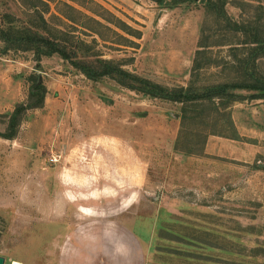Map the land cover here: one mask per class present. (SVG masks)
I'll list each match as a JSON object with an SVG mask.
<instances>
[{"label": "rangeland", "instance_id": "1", "mask_svg": "<svg viewBox=\"0 0 264 264\" xmlns=\"http://www.w3.org/2000/svg\"><path fill=\"white\" fill-rule=\"evenodd\" d=\"M43 1L47 22L71 29L66 0ZM93 1L107 19L68 1L101 22L73 30L76 40L144 78L188 86L202 43L220 65L202 69L199 83L245 69L264 78V56L249 59L248 35L217 21L209 0ZM225 1L231 22L264 33V0ZM26 4L0 0V28L30 26L37 16ZM32 74L48 89L44 106L27 111L15 139L0 136L5 264H264L263 147L247 157V145L210 135L204 155L179 153L181 104L93 81L58 54L38 63L2 40L0 133L27 101Z\"/></svg>", "mask_w": 264, "mask_h": 264}, {"label": "trees", "instance_id": "2", "mask_svg": "<svg viewBox=\"0 0 264 264\" xmlns=\"http://www.w3.org/2000/svg\"><path fill=\"white\" fill-rule=\"evenodd\" d=\"M27 1L28 4L26 5L34 9L32 18L37 16L36 20L32 21L30 26L24 27H18L10 21L7 26L0 28V40L15 49L34 51L38 63H41L44 56L58 54L93 81L110 78L119 85L144 96L181 104L182 130H180L175 146L176 151L179 153L204 155V147L210 135L240 139L229 109L236 102L264 98V78L250 69L244 70L243 79V75H241V79L233 77L218 82L199 83V73L202 69L220 65L211 56H207L208 50L206 48L210 47V44H200V49L194 60L192 79L188 86H164L125 69V63L123 62L103 58L85 40H76L73 30L79 31L80 26L96 32L93 26L85 22L88 20L99 25L101 22L97 18L75 8L68 1H72L94 14L106 18L107 16L99 8L92 9L88 6L89 3H94L93 0H66L61 2L60 13L71 22L68 25V28L71 29L66 30L47 22L44 14L50 12L49 9H51L47 2L43 0ZM39 3L44 4L47 8H43L42 11L39 10ZM225 3V0H219L218 2L209 0L208 7L215 11L214 16L217 21H229L226 27L235 32L244 31L248 35V40L243 43L253 45V53L249 59L255 61L258 57L264 56V33L261 31L260 26L256 25L254 29L251 25L244 26L231 22L226 14ZM74 14H78L81 18H76ZM243 63L244 65L248 64L244 61ZM29 81L30 90L27 101L16 106L9 115L6 131L0 133V136L5 139H15L17 137L20 125L28 110L44 106L48 93L46 84L38 74H32ZM239 91L254 92L244 94ZM225 128L229 130L230 134L232 132V135H227L228 133L223 131ZM202 133L203 136H201Z\"/></svg>", "mask_w": 264, "mask_h": 264}, {"label": "crops", "instance_id": "3", "mask_svg": "<svg viewBox=\"0 0 264 264\" xmlns=\"http://www.w3.org/2000/svg\"><path fill=\"white\" fill-rule=\"evenodd\" d=\"M261 101L260 99H251V103H243V101L232 106L231 115L240 139L236 140L219 136L220 138L236 141L240 143L239 145H247L248 150L245 156L250 153H253L252 155L263 153L261 148L263 147L264 149V104H260L262 103ZM213 136L218 137L216 135ZM247 157H250V155ZM82 209L90 211L87 207Z\"/></svg>", "mask_w": 264, "mask_h": 264}, {"label": "water", "instance_id": "4", "mask_svg": "<svg viewBox=\"0 0 264 264\" xmlns=\"http://www.w3.org/2000/svg\"><path fill=\"white\" fill-rule=\"evenodd\" d=\"M5 258L3 256H0V264H5Z\"/></svg>", "mask_w": 264, "mask_h": 264}, {"label": "bare ground", "instance_id": "5", "mask_svg": "<svg viewBox=\"0 0 264 264\" xmlns=\"http://www.w3.org/2000/svg\"><path fill=\"white\" fill-rule=\"evenodd\" d=\"M13 264H21L19 261H14Z\"/></svg>", "mask_w": 264, "mask_h": 264}]
</instances>
